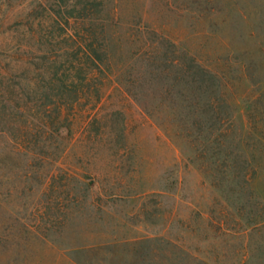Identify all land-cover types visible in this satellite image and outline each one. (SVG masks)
Wrapping results in <instances>:
<instances>
[{
	"label": "rangeland",
	"instance_id": "374dc122",
	"mask_svg": "<svg viewBox=\"0 0 264 264\" xmlns=\"http://www.w3.org/2000/svg\"><path fill=\"white\" fill-rule=\"evenodd\" d=\"M0 264H264V0H0Z\"/></svg>",
	"mask_w": 264,
	"mask_h": 264
}]
</instances>
